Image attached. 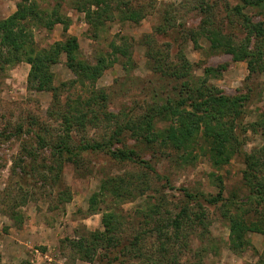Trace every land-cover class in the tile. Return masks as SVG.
Listing matches in <instances>:
<instances>
[{
  "label": "trees",
  "instance_id": "obj_1",
  "mask_svg": "<svg viewBox=\"0 0 264 264\" xmlns=\"http://www.w3.org/2000/svg\"><path fill=\"white\" fill-rule=\"evenodd\" d=\"M85 14L94 36L109 22L139 24L154 9L155 0H55L50 10L36 0H18L16 10L0 18V73L21 62L30 64L28 89L52 93L49 119L56 121L54 130L48 122L36 117L26 118L15 131L0 132V141L16 137L21 141L11 167L10 185L4 188L6 213L16 226H21V209L31 201L32 189L38 180L48 181L58 191L59 203L72 199L65 183V168L73 164L77 171L94 173L92 156H103L99 188L89 198V212H102L103 229H85L69 245L76 256L105 264H180L182 255L192 251L191 235L207 237L210 232L208 206L222 205L229 222L228 245L241 252L252 245L251 232L264 236V112L254 120L251 113L253 86L246 92L226 94L211 83L227 63L207 66L202 76L194 74V62L186 56L182 41H191L207 51L231 56L233 61H246L249 77L264 72V0H195L194 9L201 17L196 26L181 22L177 34V50L172 58V43L162 50L154 34L144 35L152 69L160 86L152 87V95L144 103L123 104L110 110L111 93L97 86V81L110 67L105 56L91 62L81 56L77 36L65 34L47 47H39L36 29L52 30L60 23L67 31L72 22L62 8ZM173 5L162 9L156 33L168 35L175 29ZM113 54L125 58L124 69L134 65L130 48L113 44ZM66 57V66L74 74L68 82L55 84L53 66ZM67 86H82L88 94L62 98ZM262 95V91L258 92ZM94 131L95 135H91ZM259 134L260 146L246 149L247 134ZM202 157L220 169L235 157L242 159L243 183L247 193L232 201L238 207L233 213L225 202L224 182L215 172L210 175L219 182L216 194L183 188L184 198L174 207L163 187L173 188L170 173L161 165L168 161L172 169L194 166ZM133 165V170L105 172L113 166ZM122 169V168H121ZM143 198L128 216L120 206ZM253 213L254 218L246 219ZM130 228V231L128 230ZM199 229L201 231L199 232ZM201 250H196L200 254ZM253 264H264V251ZM190 264H203L197 257ZM117 261V262H116Z\"/></svg>",
  "mask_w": 264,
  "mask_h": 264
},
{
  "label": "rangeland",
  "instance_id": "obj_2",
  "mask_svg": "<svg viewBox=\"0 0 264 264\" xmlns=\"http://www.w3.org/2000/svg\"><path fill=\"white\" fill-rule=\"evenodd\" d=\"M46 10L52 9L55 0H36ZM195 0H155L154 9L139 24L131 22H120L118 20L109 22L94 36L89 29L85 14L71 8L67 3L63 13L71 17L72 22L68 30L60 23L52 30L36 29L35 40L39 47H47L57 40L65 38V34L77 36L81 46V56L91 62H95L99 56H105L109 60L110 67L97 81V86L106 88L111 93L110 110L118 111L123 104L134 105L135 102L146 101L152 95V87L160 86L157 81L158 75L152 69V60L148 57V45L144 44L145 34H154L157 46L166 50L168 42L172 43V58L177 50V42L174 38L177 34L172 31L180 30L181 22L188 27L196 26L201 17L194 9ZM18 0H0V18L10 15L12 7ZM173 5V17L176 20L175 29H171L168 35L156 33V26L162 23V9ZM182 41V48L188 59L194 62V74L202 76L207 66H218L227 63V67L221 74L211 79V83L217 85L226 94L246 92L249 86H253L254 93L251 96V113L247 119L254 120L256 115L264 112V72L249 77V69L246 61H233L231 56L223 53H212L207 51L208 43L200 41V48H195L191 41ZM123 43L130 48L134 59V65L124 69L125 58L113 54V44ZM30 64L21 62L11 66L0 73V132L15 128L18 124L28 118H38L42 122H48L52 128L57 130L59 125L56 121L49 119L48 109L52 102V93L34 92L28 89L27 79ZM55 84L68 82L74 78V74L66 66V57L63 56L53 66ZM262 91L259 96L258 92ZM81 94L86 96L88 92L82 86H67L62 90V98ZM95 135L94 131L90 133ZM1 140V138H0ZM262 143L259 134L248 133L246 149L252 151ZM21 141L11 137L7 141H0V193L10 185V173L14 158L20 154ZM94 173L77 171L73 164L65 168V183L70 187L72 199L67 203H59L58 191L48 181L37 182V188L32 189L31 201L22 206L24 219L21 226H16L6 213V205L3 203V195L0 197V264H105L110 254L104 261L99 258L94 262L79 259L71 250L69 240L76 238L85 229H103L102 212L106 209V203L100 204V210L89 212V198L93 192L98 190L102 172L100 166L104 163L103 156H92ZM122 168V169H121ZM135 167L126 166L107 168L105 172H120L133 170ZM161 168L165 173L169 172L173 188L160 186L168 195V200L175 208L184 198L183 188L191 191H204L216 194L219 191V182L211 177L215 172L221 176L224 182L225 202L229 209L235 213L237 205L232 201L238 200L247 193L243 183L242 159L235 157L231 162L220 168H214L209 160L202 157L194 166L172 169L168 161ZM143 198L134 202H127L120 206L125 214L140 205ZM144 202V201H143ZM208 219L210 232L207 237L200 238L198 234L191 235L192 251L182 255L180 264H190L197 257L202 258L203 264H253L258 253L264 251V236L251 232L248 237L252 245L241 252L232 251L228 245L230 234L229 222L224 215V207L208 206ZM254 218L249 213L246 219ZM130 231V228H128ZM201 229H199V232ZM201 250L196 254V250ZM117 262V261H116Z\"/></svg>",
  "mask_w": 264,
  "mask_h": 264
},
{
  "label": "crops",
  "instance_id": "obj_3",
  "mask_svg": "<svg viewBox=\"0 0 264 264\" xmlns=\"http://www.w3.org/2000/svg\"><path fill=\"white\" fill-rule=\"evenodd\" d=\"M16 4L12 7V10H11V12L13 13L15 10H16ZM11 14V13H10Z\"/></svg>",
  "mask_w": 264,
  "mask_h": 264
}]
</instances>
